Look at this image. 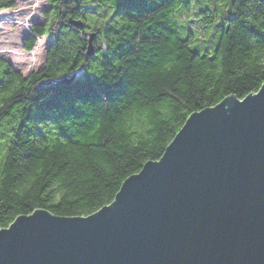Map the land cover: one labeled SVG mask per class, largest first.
Here are the masks:
<instances>
[{"label": "trees", "instance_id": "16d2710c", "mask_svg": "<svg viewBox=\"0 0 264 264\" xmlns=\"http://www.w3.org/2000/svg\"><path fill=\"white\" fill-rule=\"evenodd\" d=\"M14 3L0 0V9ZM162 3L167 13L157 16V0H147L141 11L133 9V25L111 30L102 25L104 30L92 41L121 39L133 27L147 33L143 49L128 44L136 58L117 87L106 90V103L84 104L70 112L50 106L53 96L68 91L63 78L74 75L71 83L81 78L76 65L87 58L82 47L90 36L79 37L84 29L67 22L66 3L53 0L43 13L44 22L34 23L23 42L31 51L37 38L50 37L41 68L24 76L0 58V228L37 208L62 216L93 213L113 200L126 177L160 158L190 113L228 95L242 98L259 89L264 82V33L259 26L229 34L207 15L201 26L186 18L194 9L190 0ZM84 14L93 27L103 19L92 11ZM69 68L73 71L59 75Z\"/></svg>", "mask_w": 264, "mask_h": 264}, {"label": "water", "instance_id": "95a60500", "mask_svg": "<svg viewBox=\"0 0 264 264\" xmlns=\"http://www.w3.org/2000/svg\"><path fill=\"white\" fill-rule=\"evenodd\" d=\"M258 90L190 113L99 211L16 216L0 228V264H264Z\"/></svg>", "mask_w": 264, "mask_h": 264}, {"label": "snow or ice", "instance_id": "6c2138e0", "mask_svg": "<svg viewBox=\"0 0 264 264\" xmlns=\"http://www.w3.org/2000/svg\"><path fill=\"white\" fill-rule=\"evenodd\" d=\"M52 2L53 0H39L35 3L37 11H34L32 16L39 17L40 13L48 11ZM101 2L103 8H98ZM146 2L147 0H55L57 5L61 3L69 5V8L65 9L68 15L67 22H76L77 26L84 29V31L78 32L77 35L82 38L88 34L90 39L88 41L89 46L82 47V52L88 54L87 58L79 61L76 65L77 69L82 70L83 75L75 83H71L72 78H70L68 91L63 96L52 97L50 106L54 110L61 109L70 112L80 109L84 104L107 102L106 90L110 87L112 89L117 87L118 82L127 74L129 62L136 58L135 55L129 54L128 44L143 49L147 33L133 27L129 34L124 35L121 39L109 36L98 43L92 41L104 30L101 27L102 25L109 30L112 27L122 29L128 25H133L135 23L133 9L136 12L141 11L143 4ZM164 2L171 4L172 0H164ZM188 2L189 0H184L185 4ZM190 2L195 5L193 9L194 16L189 17L190 21L194 22L201 19L203 15H207L210 19L219 17L213 20L214 24L217 27H223L229 34H231V31L239 29L252 32L258 26V32L264 33V0H190ZM157 5L160 8L156 12L157 16L169 11V8L163 7L162 0H157ZM205 9H207V12L204 11ZM86 11H92L97 17L103 16V19L93 27L92 23L94 21L90 23L86 19L84 14ZM19 12L24 14L25 9H20ZM6 15L7 13H0V18ZM117 17L122 19L118 20ZM123 17L131 18L125 20ZM31 18L29 17V19ZM48 35H51V31ZM184 35L186 36L188 33L185 32ZM148 46L151 47L152 45L149 43ZM193 47H196V45H193ZM136 55H139V52ZM113 69L115 71H112ZM72 71L73 69L69 68L65 72L59 73V75L65 76ZM43 79L48 80L49 77L45 76ZM244 95L248 96L250 94L245 93ZM0 124H3V121H0ZM10 127L12 126L10 125ZM37 127L44 131L43 125H37ZM13 130L15 129L13 128ZM3 132L4 129L0 128V134H3ZM27 215L30 216L31 213Z\"/></svg>", "mask_w": 264, "mask_h": 264}, {"label": "rangeland", "instance_id": "374dc122", "mask_svg": "<svg viewBox=\"0 0 264 264\" xmlns=\"http://www.w3.org/2000/svg\"><path fill=\"white\" fill-rule=\"evenodd\" d=\"M37 2L39 0H15V5L12 8L0 9V13H7L5 17L0 18V58L6 59L15 70L24 76L42 67L50 42V37L41 36L36 39L35 46L31 51L24 49L23 42L30 35L29 30L32 25L45 20L44 12L40 13L39 17L32 16V13L37 11L35 9ZM20 9H25L24 14H20ZM190 16H194L192 9L186 18ZM29 17L32 18L29 19ZM181 17L183 19L184 14ZM216 18L219 17H214V19ZM196 21L200 26L203 23L200 19ZM203 31L204 34L209 32L208 29H203ZM203 39L202 36L200 41Z\"/></svg>", "mask_w": 264, "mask_h": 264}, {"label": "bare ground", "instance_id": "6f19581e", "mask_svg": "<svg viewBox=\"0 0 264 264\" xmlns=\"http://www.w3.org/2000/svg\"><path fill=\"white\" fill-rule=\"evenodd\" d=\"M18 23V22H17ZM29 33H31V30H29Z\"/></svg>", "mask_w": 264, "mask_h": 264}, {"label": "built area", "instance_id": "2783aa9c", "mask_svg": "<svg viewBox=\"0 0 264 264\" xmlns=\"http://www.w3.org/2000/svg\"><path fill=\"white\" fill-rule=\"evenodd\" d=\"M31 30V29H30Z\"/></svg>", "mask_w": 264, "mask_h": 264}]
</instances>
